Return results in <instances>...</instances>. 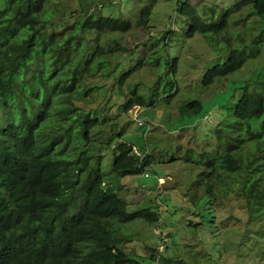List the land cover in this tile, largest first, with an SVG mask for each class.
<instances>
[{
	"label": "trees",
	"instance_id": "16d2710c",
	"mask_svg": "<svg viewBox=\"0 0 264 264\" xmlns=\"http://www.w3.org/2000/svg\"><path fill=\"white\" fill-rule=\"evenodd\" d=\"M66 1L6 0L0 8V264H170L160 263L158 247L146 246L147 257L120 247L122 224L157 222L160 212L129 211L112 185V176L142 174L152 163L147 151L136 153L116 118L173 96L179 54L197 34L223 54L198 83L206 88L227 77L216 101L239 94L218 122L203 114L212 128L199 137L207 142L184 160L199 168L194 184L204 185V204L217 190L233 189L249 212L263 209L264 65L234 76L264 47V0H232L219 9L177 0L184 31L154 33L151 51L137 61L121 38L133 25L119 4L100 0L120 12L94 15L96 0H80L75 12ZM153 2L139 7L137 24L150 28ZM140 71L154 78L135 79ZM201 101L189 97L180 115L202 111ZM106 154L110 166H103Z\"/></svg>",
	"mask_w": 264,
	"mask_h": 264
},
{
	"label": "rangeland",
	"instance_id": "374dc122",
	"mask_svg": "<svg viewBox=\"0 0 264 264\" xmlns=\"http://www.w3.org/2000/svg\"><path fill=\"white\" fill-rule=\"evenodd\" d=\"M96 1L98 5L95 7L89 5L93 7L91 12L94 15L99 12H120V8L106 9L101 6L100 0ZM113 1L115 6L119 4L125 12H121L122 15L131 19V30L123 33L121 38L125 48L133 53L134 61L151 51L149 44L153 40L150 37L154 33L165 29H173L175 34L184 31V17L175 12L177 0H158L156 3L154 0ZM189 1L195 4L211 1L219 9L229 5L232 0ZM152 2L154 9L150 28H146L137 24L136 15L139 7ZM5 3L6 0H0V8ZM63 4L73 12L79 11L81 5L80 0H67ZM248 23H252L251 19ZM236 27L243 28L241 24ZM162 37L159 36L160 39ZM146 41L148 45L144 43ZM206 41L207 38L197 34L181 50V60L175 74L180 88L173 90V96L163 97L151 107H134L124 116L116 118L126 137L135 142L136 153L142 155L147 151L152 163L142 174L112 176V185L126 199L129 211L148 206L160 212L157 222L136 220L122 224L127 234L120 247L127 253L142 257L149 255L146 246L158 247L163 257L160 263L163 259H171L170 264H264V208L260 210L263 213L261 215L259 210L249 212L243 197L233 189L224 195L217 190L216 199L213 198L211 204H204L207 199L204 197V185L194 184L199 168L192 167L184 160L188 150L189 155L193 154L202 147L204 141L207 142L199 137L201 129L210 128L202 120L203 114L207 112L213 123L218 122L228 114V106L239 94L235 89L225 103L216 101L219 97L216 96L217 92L229 83L227 77L216 80L206 88L198 83L205 69L217 59H223L221 51L210 47ZM218 43L221 44L220 41ZM174 50L173 45L172 52ZM119 56L123 57V54L119 53ZM262 65L264 47L259 57L245 64L234 78H246ZM134 77L153 79L154 75L150 71H140ZM197 94L203 99L202 111L181 116L180 107L185 104L184 101ZM222 94L228 96L229 91H223ZM222 104L225 106L221 107ZM137 120L149 126H142ZM102 159L103 166L106 163L110 166V154L103 155ZM162 235L165 237L160 238ZM161 243L165 246L162 249Z\"/></svg>",
	"mask_w": 264,
	"mask_h": 264
},
{
	"label": "built area",
	"instance_id": "2783aa9c",
	"mask_svg": "<svg viewBox=\"0 0 264 264\" xmlns=\"http://www.w3.org/2000/svg\"><path fill=\"white\" fill-rule=\"evenodd\" d=\"M162 245H161V249L163 248V246H164V243H161Z\"/></svg>",
	"mask_w": 264,
	"mask_h": 264
}]
</instances>
